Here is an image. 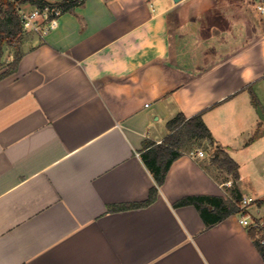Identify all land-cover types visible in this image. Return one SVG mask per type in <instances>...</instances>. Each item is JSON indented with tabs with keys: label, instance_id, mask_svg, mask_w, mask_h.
I'll use <instances>...</instances> for the list:
<instances>
[{
	"label": "crops",
	"instance_id": "0c3cea01",
	"mask_svg": "<svg viewBox=\"0 0 264 264\" xmlns=\"http://www.w3.org/2000/svg\"><path fill=\"white\" fill-rule=\"evenodd\" d=\"M260 5L84 0L47 35L26 31L17 69L0 77V264H264L239 214L206 228L194 205L174 206L237 187L264 217V191L240 184L241 163L253 186L264 162ZM180 112L202 114L203 149L224 148L239 179L185 153L153 203L111 210L148 198L144 143H162Z\"/></svg>",
	"mask_w": 264,
	"mask_h": 264
},
{
	"label": "trees",
	"instance_id": "16d2710c",
	"mask_svg": "<svg viewBox=\"0 0 264 264\" xmlns=\"http://www.w3.org/2000/svg\"><path fill=\"white\" fill-rule=\"evenodd\" d=\"M27 3L40 8L58 7L62 12L70 11L78 5L77 0H62L55 3L46 0H0V64L6 49L13 52V60L9 62L8 68L0 74V77L13 73L23 55L22 45L26 31L23 30L18 5ZM167 128L169 134L162 143L154 144L146 141L141 153V159L154 180L148 198L141 202L118 204L111 207V210L144 207L153 203L166 179L171 164L183 154L193 151L195 145H203L205 140L213 142L211 131L204 122L201 113L188 118L180 112L167 122ZM214 148L213 156L210 157L209 164L205 168L208 171L211 167L218 171H224L231 175L234 181L238 180L239 164L229 156L224 148L220 146ZM241 200L239 189L233 187L231 199L211 195H189L178 200L174 206L194 205L204 219L206 228H209L232 214H239ZM249 234L264 257V247L255 238V229L250 228Z\"/></svg>",
	"mask_w": 264,
	"mask_h": 264
},
{
	"label": "built area",
	"instance_id": "2783aa9c",
	"mask_svg": "<svg viewBox=\"0 0 264 264\" xmlns=\"http://www.w3.org/2000/svg\"><path fill=\"white\" fill-rule=\"evenodd\" d=\"M84 0H77L78 4H81ZM259 10L264 12V5L259 6ZM18 13L23 26L24 31H33L40 36L47 35L52 29L58 25L59 17L63 13L58 7L45 6L44 8L33 6L32 8H26L25 4L18 5ZM215 148L210 146L208 150L199 148L196 151H191L192 156L197 157H212ZM227 184H231L227 182ZM254 202V199L249 197L242 199L239 207L241 212L239 213V222L248 229H255V238L260 241V244L264 247V217L261 219H254L253 216L247 212V206Z\"/></svg>",
	"mask_w": 264,
	"mask_h": 264
},
{
	"label": "rangeland",
	"instance_id": "374dc122",
	"mask_svg": "<svg viewBox=\"0 0 264 264\" xmlns=\"http://www.w3.org/2000/svg\"><path fill=\"white\" fill-rule=\"evenodd\" d=\"M12 54L11 50L6 49L4 51L3 57H2V63L0 64V70H6L8 68V60L11 59V61L13 60V56L9 57V55ZM198 148H204L203 145H195L194 149H198ZM242 168L240 170V174H241V180H240V184L243 190H248L250 191V194H252V196L256 197L259 196V193H257V191L259 192H263L264 191V162H261L260 164H257L256 168V173H255V181L256 184L255 185H251V173L252 171H250V167L249 164L247 163H241ZM264 197V196H263ZM256 206H253V209H255Z\"/></svg>",
	"mask_w": 264,
	"mask_h": 264
},
{
	"label": "water",
	"instance_id": "95a60500",
	"mask_svg": "<svg viewBox=\"0 0 264 264\" xmlns=\"http://www.w3.org/2000/svg\"><path fill=\"white\" fill-rule=\"evenodd\" d=\"M173 1L175 3H177V2H180L181 0H173ZM256 111H257L259 117L263 119L264 118V115H263L262 109H261V107H260L259 104L256 105Z\"/></svg>",
	"mask_w": 264,
	"mask_h": 264
}]
</instances>
